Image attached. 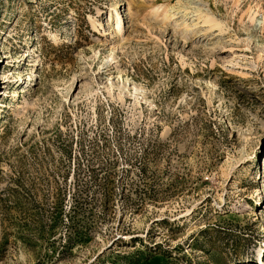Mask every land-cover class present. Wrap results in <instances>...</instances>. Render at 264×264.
<instances>
[{
    "label": "rangeland",
    "instance_id": "obj_1",
    "mask_svg": "<svg viewBox=\"0 0 264 264\" xmlns=\"http://www.w3.org/2000/svg\"><path fill=\"white\" fill-rule=\"evenodd\" d=\"M0 264H264V0H0Z\"/></svg>",
    "mask_w": 264,
    "mask_h": 264
},
{
    "label": "bare ground",
    "instance_id": "obj_2",
    "mask_svg": "<svg viewBox=\"0 0 264 264\" xmlns=\"http://www.w3.org/2000/svg\"><path fill=\"white\" fill-rule=\"evenodd\" d=\"M118 16H119V14H118ZM205 21H207V22H213L211 19H206ZM212 25L214 26V25H216V23L215 22H213L212 23ZM122 30H123V22H122V20H118L117 21V26H116V33H122Z\"/></svg>",
    "mask_w": 264,
    "mask_h": 264
}]
</instances>
